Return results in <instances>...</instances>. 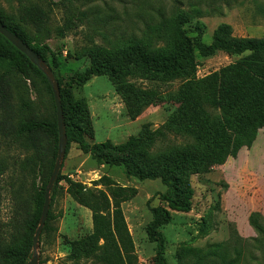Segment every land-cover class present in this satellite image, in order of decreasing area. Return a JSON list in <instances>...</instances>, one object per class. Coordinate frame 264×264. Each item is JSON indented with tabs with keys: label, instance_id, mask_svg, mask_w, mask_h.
Wrapping results in <instances>:
<instances>
[{
	"label": "rangeland",
	"instance_id": "1",
	"mask_svg": "<svg viewBox=\"0 0 264 264\" xmlns=\"http://www.w3.org/2000/svg\"><path fill=\"white\" fill-rule=\"evenodd\" d=\"M172 1L0 0V8L21 26L34 44L45 45L56 53L58 70L49 68V56L46 65L54 80L55 75L64 78L74 98L85 102L93 129V136L87 142L121 146L130 138H137L144 127L152 131L161 127L186 93L189 99L220 119L252 108L264 110V62L249 59L247 55L198 57L194 75L168 82L136 78L114 84L106 77H93L85 85L78 86L75 81H70L73 75L82 74L90 66L87 59H76V53L82 48L92 43L105 46L117 36L137 34L157 17L159 11L169 13ZM186 1L189 0H183V8L188 10ZM203 2L197 6L204 14L198 23L204 30L205 44L210 43L214 30L222 24L232 29L233 37L264 39V18L259 13V9L264 8V0H236L230 6L220 0ZM207 11L212 14L205 15ZM68 19L73 22L72 30L59 39L56 31ZM3 71L0 70V75ZM8 81L15 108L10 129L0 134L1 233L7 231L16 211L20 214L19 224L28 218L30 196L35 186H39V161L48 150L44 138L17 136L16 131L31 117L44 114V109L51 110L49 97L39 80L23 81L11 72ZM132 91L144 94L149 102L135 98ZM27 104H31V108L26 107ZM182 143H185L184 139L170 136L166 142H158L153 150L157 152L168 145ZM60 163L58 176L88 188H93L94 183L106 176L119 187L136 190V196L121 209L139 264H152L155 254V244L146 236L151 222L148 202L149 207L163 206L171 216V223L159 230L165 239L168 264H176L175 253L182 244L200 249L221 243L242 248L239 264H264V253L256 243L258 236L248 222L253 213L260 214L264 220V129L259 131L251 148L235 144L224 165L213 168L206 175L190 176L192 197L189 210L184 212L170 209L155 197L167 192L159 180L139 182L128 177L122 167L96 163L67 140ZM59 188L56 201L52 206L50 203L48 209L57 221L49 234H40L38 264H71L67 259L70 244L92 232L91 213L71 200L64 181L59 183ZM217 203L218 209L214 210ZM208 213H211L209 218ZM203 220L209 224L208 229H203Z\"/></svg>",
	"mask_w": 264,
	"mask_h": 264
},
{
	"label": "trees",
	"instance_id": "2",
	"mask_svg": "<svg viewBox=\"0 0 264 264\" xmlns=\"http://www.w3.org/2000/svg\"><path fill=\"white\" fill-rule=\"evenodd\" d=\"M70 3L72 0H65ZM189 0L188 10L183 8V0H173L170 12L159 11L155 19L144 25L137 34L117 36L105 46L94 43L77 52L76 59H87L89 68L82 74H75L70 81L78 86L85 85L93 77H106L117 84L126 79H146L168 82L186 78L196 73L197 58L208 59L217 54L232 57L245 56L264 62V39L236 38L232 29L225 24L218 26L208 44L203 42L204 30L198 20L204 17L197 5L204 0ZM236 0H220L230 6ZM264 18V8L259 9ZM212 12H205L211 15ZM34 15H36L34 13ZM0 25L21 40L36 56L58 70L56 53L47 46L34 44L21 26L0 8ZM73 22L68 19L56 31L59 39L65 38L72 30ZM0 134L10 129L14 113L13 93L8 81L11 72L23 81L39 80L46 96L49 97L50 111L44 109L39 117H31L19 126L16 135L44 138L48 146L47 155L39 161L37 179L30 196L31 212L21 224L17 211L8 224L7 231L0 232V264H27L30 261L32 239L40 221L45 188L51 176L58 150V129L56 111L51 89L43 76L21 53L17 52L0 36ZM59 87L65 136L68 144L76 145L96 163L112 167H122L128 177L139 182L156 181L166 188V194H156L161 203L175 211H188L191 191L189 178L206 175L215 167L225 164L231 156L235 144L251 148L260 130L264 129V110L252 108L226 119L208 113L184 94L176 110L158 129L152 131L144 127L137 138H130L121 146L110 143L90 145L87 139L93 136L89 111L83 100L73 96L72 89L64 78L55 75ZM33 85V83H32ZM135 98L149 102L144 94L131 92ZM31 104L26 107L31 108ZM10 124V125H9ZM170 136L182 138L185 143L168 145L155 152L158 142H166ZM36 179V180H37ZM66 184V194L78 206L91 213L92 232L86 238L70 244L67 257L71 264H139L134 244L127 229L121 206L132 200L137 192L134 188L119 187L110 178L103 176L88 188L69 178L58 176L50 196L51 206L59 194V183ZM97 187H100L98 189ZM147 207L151 222L146 229L149 242L155 244L152 264H168L165 258V239L160 229L171 223L169 212L161 205ZM218 209V203L214 210ZM42 233L47 235L57 221L49 212ZM211 216L208 213L207 218ZM249 225L257 234L256 243L264 253V220L258 213L249 216ZM203 229L209 224L203 220ZM242 248L231 247L227 243L193 248L182 244L175 253L176 264H239Z\"/></svg>",
	"mask_w": 264,
	"mask_h": 264
},
{
	"label": "water",
	"instance_id": "3",
	"mask_svg": "<svg viewBox=\"0 0 264 264\" xmlns=\"http://www.w3.org/2000/svg\"><path fill=\"white\" fill-rule=\"evenodd\" d=\"M0 36L3 37L6 42H8L13 48L16 49L17 52L21 53L27 60L38 70L40 71L43 76L45 77L53 96L54 107L56 111V121H57V129H58V150H57V157L56 161L49 178L48 184L45 188L44 194V202L43 207L41 210L40 221L38 223L37 229L34 233L32 239V258L27 264H38V245H39V237L44 228L46 219L48 215V209L50 204V195L52 187L57 179V176L60 172L61 168V161L65 155L66 151V138L64 132V122H63V115H62V108L59 98V90L58 86L53 78V75L47 65L38 57L36 56L31 50L17 37L12 35L9 31H7L2 25H0Z\"/></svg>",
	"mask_w": 264,
	"mask_h": 264
}]
</instances>
